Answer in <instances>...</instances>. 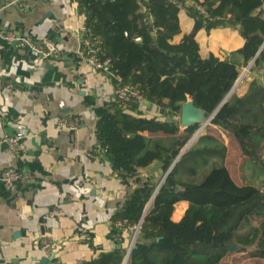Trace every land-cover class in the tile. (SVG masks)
Returning a JSON list of instances; mask_svg holds the SVG:
<instances>
[{"label": "trees", "instance_id": "obj_1", "mask_svg": "<svg viewBox=\"0 0 264 264\" xmlns=\"http://www.w3.org/2000/svg\"><path fill=\"white\" fill-rule=\"evenodd\" d=\"M194 1L205 15L183 0H78L85 26L101 40L111 72L136 87L162 115L135 114L138 103L126 111H111L106 103L93 107L98 144L129 191L111 217L110 237L119 234V241L90 264H122L130 238L127 225L139 221L126 264H219L232 245L264 259V183L237 184L223 164H213L198 181L184 180V173L195 174L198 161L223 159L218 148L223 142L203 134L181 153L198 124L180 131L177 123V111L192 100L212 115L210 125L232 138L243 160L264 169L258 156L264 141V90L254 81L245 95H228L242 67L251 63V73L264 75V0ZM181 7L194 26L174 41L180 34ZM217 27L236 29L244 39L233 52L241 61L199 54L196 32ZM153 162L160 164V177L141 176L140 170ZM179 201L187 206L175 221ZM117 220L125 225L115 227Z\"/></svg>", "mask_w": 264, "mask_h": 264}, {"label": "crops", "instance_id": "obj_2", "mask_svg": "<svg viewBox=\"0 0 264 264\" xmlns=\"http://www.w3.org/2000/svg\"><path fill=\"white\" fill-rule=\"evenodd\" d=\"M13 1L0 0V33L9 30L36 43L50 40L58 53L36 57L27 45L0 38V176L8 168L22 173L10 190L0 180V264H90L113 247L111 217L129 191L113 172L96 138L93 107L112 103L113 84L104 72L92 69L79 56L85 17L79 12L78 0H19L29 4L26 10ZM178 19L180 34L174 41L194 26L184 7ZM195 39L202 57L213 54L241 61L233 55L244 44L236 29L217 27L207 32L201 28ZM254 81L264 90L263 72L249 71L239 83L236 80L233 93L245 95ZM134 113L162 116L146 100L138 103ZM63 115L81 117L78 128L70 131L57 126L56 118ZM180 117L181 112H177V123ZM208 125L224 137L223 141L234 143L219 128ZM20 128L27 133L26 150L15 156L2 139ZM258 156L264 163V141ZM262 170L254 175L256 181L244 173L236 181L228 169L237 184L255 185L264 183ZM140 174L157 179L160 164L153 162ZM186 206L185 201L177 202L172 219L179 220ZM42 238L54 243L52 259L40 249ZM248 260L264 264V259Z\"/></svg>", "mask_w": 264, "mask_h": 264}, {"label": "built area", "instance_id": "obj_3", "mask_svg": "<svg viewBox=\"0 0 264 264\" xmlns=\"http://www.w3.org/2000/svg\"><path fill=\"white\" fill-rule=\"evenodd\" d=\"M148 1V0H143ZM172 2H177V0H171ZM185 5L190 6L198 10L202 14H206L205 8L194 0H183ZM20 6L22 10H26L29 4L25 1L14 0ZM81 49L79 50L80 58L88 64L92 69L104 72L109 80L113 84V101L112 105L108 104L110 110H122L126 111L130 109L133 104L145 101L144 95L134 86L123 84L110 70V60L103 57L101 50V40L95 36L89 28L85 25L81 28ZM0 38L6 40L7 42H17L22 45H27L31 54L33 56L47 57L56 55L58 53L57 46L54 42L50 40H43L41 42H30L26 35H19L15 32L6 30L0 33ZM55 123L59 127H63L67 130L74 131L78 128L81 123V117L72 115H63L57 117ZM180 131H183L185 127L179 126ZM26 130L20 128L10 135L4 136L2 143L6 146L7 150L15 155L19 156L24 154L26 150ZM104 151V149H102ZM22 178V173L14 168L6 169L0 176V180L3 182L6 189L10 190L17 181ZM55 211V210H54ZM125 225V221L117 220L114 226L121 228ZM141 228V222L135 224L127 225V231L130 234L127 253L124 257L123 264H126L127 257L130 249L132 248L135 240L137 239ZM119 234L114 235L113 241H119ZM54 248V243L49 238H42L40 240V249L42 253L49 257L51 256ZM58 264V262H56Z\"/></svg>", "mask_w": 264, "mask_h": 264}, {"label": "rangeland", "instance_id": "obj_4", "mask_svg": "<svg viewBox=\"0 0 264 264\" xmlns=\"http://www.w3.org/2000/svg\"><path fill=\"white\" fill-rule=\"evenodd\" d=\"M249 66H251V63L248 64L247 66H245L241 70L236 83H239L242 76H244V74L249 72V70L247 69ZM233 92H234V89L231 92V94ZM207 124H209V122L204 123L201 121L198 123V128L191 137V139H192L195 136L191 145L197 140V138L200 135H203V134H209V135L214 136L215 138H220V139H222L223 144L222 145L220 144V146L218 148L221 152H222V150L224 151L223 152L224 158L221 159L218 156H214V157L208 158L205 163L198 161L196 166H195V174L189 175L186 172L183 174L182 178L184 180L198 181L202 178V176L205 173H207V171L212 167L213 164H216V165L223 164L224 166H226L229 169L230 174L232 175V177L236 181H238L239 177L241 176V173H244L245 176H248L247 179H249L250 178L249 176H251L252 180L256 181V178L254 177V175L258 174V173L260 174L261 171H263V170L261 168H258V167H254V166L252 167L250 162L243 160V158L239 157V152H238V149L235 146V144L231 140L227 139V137H226L227 140L223 141L224 137L221 138V136H219V134H218L219 132L218 131H212L211 127H208L209 125L207 126ZM179 126H181L180 123H179ZM205 126H207L208 128H206ZM248 257H249L248 254L241 253L240 251H238L237 248H234V249L229 248L227 254L221 259L219 264H252L251 261L248 260Z\"/></svg>", "mask_w": 264, "mask_h": 264}, {"label": "water", "instance_id": "obj_5", "mask_svg": "<svg viewBox=\"0 0 264 264\" xmlns=\"http://www.w3.org/2000/svg\"><path fill=\"white\" fill-rule=\"evenodd\" d=\"M14 45H16V42H13ZM250 66L247 68L249 70ZM233 88L231 89V91L228 93V95L231 94V92L233 91ZM177 112H181V117H180V121H178V123L181 124V126L183 127H187L188 125H192V124H198L199 122H204V123H208L211 116H206L205 112L197 107H195L194 103L192 102V100H187L186 102H184L180 109ZM197 135V134H196ZM195 136L188 142V144H186V146L183 148V150L181 151V153L188 147L191 145L192 141L194 140ZM178 158H176L177 160ZM175 160V161H176ZM174 161V162H175ZM231 249L236 248L235 246H230ZM53 255L51 254V256L48 259H52Z\"/></svg>", "mask_w": 264, "mask_h": 264}]
</instances>
